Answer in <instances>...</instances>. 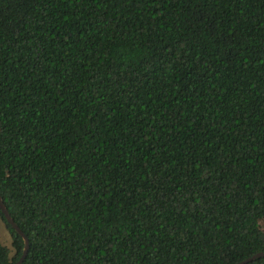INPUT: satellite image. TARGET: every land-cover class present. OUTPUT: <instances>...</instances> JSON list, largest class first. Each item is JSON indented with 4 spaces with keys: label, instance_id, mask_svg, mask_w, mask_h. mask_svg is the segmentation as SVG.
I'll list each match as a JSON object with an SVG mask.
<instances>
[{
    "label": "trees",
    "instance_id": "1",
    "mask_svg": "<svg viewBox=\"0 0 264 264\" xmlns=\"http://www.w3.org/2000/svg\"><path fill=\"white\" fill-rule=\"evenodd\" d=\"M0 194L20 264L264 250V0H0Z\"/></svg>",
    "mask_w": 264,
    "mask_h": 264
},
{
    "label": "water",
    "instance_id": "2",
    "mask_svg": "<svg viewBox=\"0 0 264 264\" xmlns=\"http://www.w3.org/2000/svg\"><path fill=\"white\" fill-rule=\"evenodd\" d=\"M0 210L2 211V213L4 214L6 220L14 227V229L23 237L24 239V245H23V249H22V253L19 256V258L15 261L14 264H20L22 262V260L25 258V255L27 253L28 250V237L26 236V234L23 232V230L20 228V226L16 223V221L13 219V217L11 216V214L9 213L7 207L5 206L4 202H3V198L0 194ZM260 255H264V250H260L257 251L233 264H244L250 260H252L253 258L260 256Z\"/></svg>",
    "mask_w": 264,
    "mask_h": 264
},
{
    "label": "rangeland",
    "instance_id": "3",
    "mask_svg": "<svg viewBox=\"0 0 264 264\" xmlns=\"http://www.w3.org/2000/svg\"><path fill=\"white\" fill-rule=\"evenodd\" d=\"M261 225L264 227V220L261 222ZM0 241L11 247V237L1 217H0Z\"/></svg>",
    "mask_w": 264,
    "mask_h": 264
}]
</instances>
